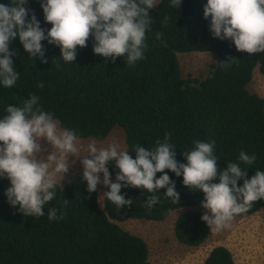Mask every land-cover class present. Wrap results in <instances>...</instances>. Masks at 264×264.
<instances>
[{"label": "trees", "instance_id": "obj_1", "mask_svg": "<svg viewBox=\"0 0 264 264\" xmlns=\"http://www.w3.org/2000/svg\"><path fill=\"white\" fill-rule=\"evenodd\" d=\"M11 0H0L10 4ZM41 1L28 0L27 19L34 14L45 34L51 24L44 19ZM207 0H182L181 8L171 0H159L150 9L151 30L146 33L144 59L128 66L125 57L115 61L94 54V38L77 48L76 60L65 62L60 48L42 41L44 60L31 57L19 37L9 44L19 73L16 84H0V118L8 105L21 106L34 94L40 97L44 111L54 113L61 128L76 131L77 137L105 138L118 126L124 133L126 150L134 146L152 149L156 141L170 135L176 160L186 163L184 151L194 148V141L214 142L218 168L238 163L251 178L256 170L264 171V99L247 89L252 71L258 68L264 78V53L249 55L236 50L230 40L213 37L210 17L204 18ZM165 17H169L165 21ZM157 33L160 38L157 39ZM18 50V51H17ZM212 52L216 55L204 78H183L177 53ZM229 59H236L227 62ZM227 62V63H226ZM43 83L44 87L37 85ZM255 155L248 166L239 161V153ZM115 182L119 171L107 165ZM175 182L180 201L173 202L160 189L158 202L145 206L152 193L143 188L122 187L130 207L118 209L103 195L87 191L82 172L55 188V197L44 207V215H22L5 195L10 187L0 178V264H149V248L140 236L123 229L119 223L128 219L162 221L182 207L202 205L204 194L186 188L183 176L165 170ZM161 173H157V178ZM213 182L218 183L216 178ZM243 180L238 181L242 186ZM105 191H108L106 188ZM67 200V204H65ZM264 207V200L236 217H244ZM57 209L62 219H48V209ZM205 211L187 210L177 215L173 234L178 243L198 246L210 233L201 220ZM202 264H236L230 250L217 245L209 250Z\"/></svg>", "mask_w": 264, "mask_h": 264}, {"label": "clouds", "instance_id": "obj_2", "mask_svg": "<svg viewBox=\"0 0 264 264\" xmlns=\"http://www.w3.org/2000/svg\"><path fill=\"white\" fill-rule=\"evenodd\" d=\"M27 3L28 0H11L10 4H0V84L5 88L13 87L19 78L12 59L16 52L9 50L16 37L31 57L39 55L42 62H47L42 41L58 46L65 62H74L77 48L86 47L91 37L94 54L112 61L125 57L127 65L134 66L144 59L146 33L152 25L150 9L157 5L156 0H44V19L52 25L45 34L34 14L27 19ZM181 4L182 0H171L173 7L181 8ZM203 14L205 19L211 18L213 37L232 41L239 52L264 53V0H207ZM168 19L165 17V21ZM156 35L159 39L161 34ZM37 86L44 87L43 83ZM39 101L40 97L32 94L21 106L8 105L6 115L0 118V178L10 181L5 195L12 207L19 206V212L30 217L45 214V205L55 197V188L58 183L61 187L65 174L75 163L69 157H76L80 151L76 131L59 127L54 113L44 111ZM169 140L166 133L152 149L135 145V158L117 143L101 148L95 141L87 144V154L78 158L87 191L96 192L98 185H103L108 189L103 195L118 209L133 204L131 198L125 199L121 194L122 187L143 188L152 193L145 203L148 208L158 202L156 193L160 189H166L164 195L173 202L180 201L175 182L165 171L169 170L177 177L183 176L186 188L203 192L202 207L206 211L201 220L214 232L231 228L237 215L264 200V171L256 170L247 178L248 172L231 162L226 170H220L214 142L199 140L193 142L192 150L183 152L186 163H179ZM41 141L51 148L46 156L42 153L48 148ZM256 159L243 150L239 153V161L248 166ZM110 164L119 170L115 182L107 167ZM157 173H161L158 178ZM216 178L218 183L213 182ZM240 180L242 186H238ZM62 218L57 209H48L50 221Z\"/></svg>", "mask_w": 264, "mask_h": 264}, {"label": "rangeland", "instance_id": "obj_3", "mask_svg": "<svg viewBox=\"0 0 264 264\" xmlns=\"http://www.w3.org/2000/svg\"><path fill=\"white\" fill-rule=\"evenodd\" d=\"M39 1L44 2V0ZM158 2L159 0H156V4ZM215 59L216 55L212 52L177 53V60L183 78H204L209 74ZM246 87L250 92L264 99V78L257 67L253 69L251 79ZM92 141L96 142L98 148L117 143L121 149H126L124 133L118 126H115L103 139L78 138L77 146L80 151L76 154L77 158L69 157L70 162L75 161V163L71 165L69 172L65 174L61 185L82 172V164L78 158L87 154L84 149ZM41 143L42 146L48 148L47 152L42 153L46 156L50 153L51 148L46 142L41 141ZM57 181H59V177H57ZM105 190L106 188L103 185H98V202L101 208H103V192ZM187 210L206 211L202 205L182 207L172 211L162 221L128 219L120 222L119 225L146 241L149 248V264H202L209 250L217 245L227 247L232 253L236 264H264V207L250 215L235 217L231 228L220 232H214L210 229L209 235L198 246L182 245L177 242L173 234L175 218L178 214Z\"/></svg>", "mask_w": 264, "mask_h": 264}]
</instances>
